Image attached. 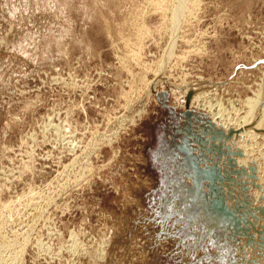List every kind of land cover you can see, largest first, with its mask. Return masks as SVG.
I'll list each match as a JSON object with an SVG mask.
<instances>
[{
  "label": "rangeland",
  "instance_id": "374dc122",
  "mask_svg": "<svg viewBox=\"0 0 264 264\" xmlns=\"http://www.w3.org/2000/svg\"><path fill=\"white\" fill-rule=\"evenodd\" d=\"M0 244L264 264V0H0Z\"/></svg>",
  "mask_w": 264,
  "mask_h": 264
},
{
  "label": "bare ground",
  "instance_id": "6f19581e",
  "mask_svg": "<svg viewBox=\"0 0 264 264\" xmlns=\"http://www.w3.org/2000/svg\"><path fill=\"white\" fill-rule=\"evenodd\" d=\"M176 10H177V9H176ZM181 11H182V10H181ZM177 12H178V11H177ZM181 14H182V13H181ZM177 15H178V13L175 12L174 17H176ZM172 23H173V22H172ZM202 93H203V92H202ZM199 97H201V95H199ZM201 98H202V97H201ZM136 113H137V112H136ZM241 133H242V132H241ZM242 134H243V133H242ZM237 136H238V135H237ZM62 188H63V187H62ZM5 207H6V206H5ZM8 208H9V207H8ZM8 208H7V209H8ZM4 209H5V208H4ZM4 214H5V213H4ZM9 219H10V217H9ZM3 222H4V221H3ZM1 223H2V222H1ZM8 230H9V229H8ZM7 233H8V232H7ZM7 233H6V234H7ZM10 233H11V232H10ZM4 235H5V234H4ZM5 236H6V235H5ZM8 239H9V238H8ZM11 240H12V239H11ZM0 245H1V244H0ZM2 249H3V248H2ZM13 253H14V252H13ZM14 255H15V254H14ZM17 256H18V255H17ZM0 257H1V256H0ZM20 258H21V257H20ZM18 259H19V256H18ZM12 260H13V259H12ZM16 261H18V260H16ZM16 261H15V259H14V262H15V263H16ZM19 262H20V261H19ZM19 262H18V263H19ZM15 263H14V264H15ZM12 264H13V262H12Z\"/></svg>",
  "mask_w": 264,
  "mask_h": 264
}]
</instances>
